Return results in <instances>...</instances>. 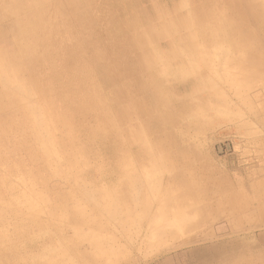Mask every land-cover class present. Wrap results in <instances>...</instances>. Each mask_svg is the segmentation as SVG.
I'll return each instance as SVG.
<instances>
[{
    "label": "rangeland",
    "instance_id": "374dc122",
    "mask_svg": "<svg viewBox=\"0 0 264 264\" xmlns=\"http://www.w3.org/2000/svg\"><path fill=\"white\" fill-rule=\"evenodd\" d=\"M0 1V253L19 235L52 234L49 218L55 212L79 215L85 210L84 197L119 196L115 191L120 178L114 170L136 169L141 164L136 157L141 155L151 156L145 166L150 179L134 189H149L148 199L157 202L164 188L162 174L169 172L159 151L185 150L188 139L205 157L208 171L223 175L207 185L231 186L230 192L217 196L219 203L209 212V222L192 230L200 220V207L211 202L197 197L167 216L165 224L170 227L156 224L155 234L165 232L159 249L152 238L150 244L142 242L146 232L133 236L132 248L125 246L130 238L118 233L114 242L97 238L90 245L84 242L83 249L108 252L105 264H264V27L242 25L236 15V8L248 7L249 14L258 17V11L264 13V0H200L198 8L194 0H138L145 22L132 24L134 35L142 39L137 43L132 37L138 48L132 50V61L145 52L147 61L153 62L148 72L160 85L132 72V81L126 79L113 89L100 84L95 66L86 74L62 77L58 53L44 61L48 44L55 41L48 37L39 42L21 23L35 9L16 10L20 6L16 0ZM67 1L48 3L59 5L66 15ZM117 1L129 11L127 0ZM159 3L164 4L157 26L153 20ZM87 6L82 23L89 29L81 36L96 44L101 27L113 20L114 28H119L118 16L107 21L101 13L104 8L112 13L117 5L91 0ZM239 26H243L240 32ZM162 29L167 31L160 38L156 35ZM117 31L111 50L120 52L126 42ZM105 47L94 55H103ZM31 59L36 63L30 66ZM135 81H142L140 87ZM187 90H192V97L181 100ZM166 116L175 120V129L167 127ZM177 191L174 188L172 199ZM240 209L245 210L241 216ZM195 237L200 240L183 243ZM240 239L244 242L237 245ZM39 247L24 253L41 254L53 264H62L68 254L63 242ZM117 252L119 259L113 260Z\"/></svg>",
    "mask_w": 264,
    "mask_h": 264
},
{
    "label": "bare ground",
    "instance_id": "6f19581e",
    "mask_svg": "<svg viewBox=\"0 0 264 264\" xmlns=\"http://www.w3.org/2000/svg\"><path fill=\"white\" fill-rule=\"evenodd\" d=\"M16 1L17 4L20 5L15 7L16 10L26 8L29 9L32 7V9H35L30 10L31 12L24 16V18L21 20V23L25 22L23 24L29 26L34 38L39 42H42V39L48 40V37L50 40L55 41L54 44H48L47 47L49 54L45 56L44 61L50 60L53 54L58 53L57 61L59 65L57 66V69L62 77H73L79 75V73L86 74L90 68L95 66V71L98 74L100 84L105 87H111L112 89L115 84H119L126 79L132 81V72L145 75L150 84L159 82L156 79V76H153V74L148 72V69L151 67V65H153V62L151 64V61H149L150 63L147 61L145 57L148 56L145 52L137 53L136 60L134 58L132 61V50L133 52L138 50V48L132 44V37L135 39L134 42L136 41L137 43L142 40L138 35L137 38L134 35L132 24L137 22L139 19L142 21V23L145 22L143 14L145 12L138 0H127L129 7L128 12L117 0H106V2L109 4H112V1H115L117 6L112 13L110 10L104 8L103 12H101L102 18H105L108 21L111 20V17L116 19L118 16L119 22L116 23L119 24V28H114L115 22L113 23V20L111 22L112 24L108 22L109 24H107V26L101 27L96 44L91 43L90 41H84L81 36V33H84L86 29H89V26H83L84 24L82 23V17L88 16L86 14L88 12L87 5L91 2V0H72L74 4L68 0L65 6L69 13L66 15L63 13L59 5L48 3V0ZM76 1L82 2L83 5L79 6L76 4ZM163 4L164 3H159V6L155 12V18L153 21L157 26H159L157 23L161 19V15L163 13ZM200 4H202L200 0H194V5L197 8L200 6ZM0 5H2L1 1ZM160 6H162L161 9ZM80 9L83 11L82 14L78 13ZM132 9L134 12L133 14ZM247 9L248 7H244L237 11L236 8V15L242 19V25L246 24L247 27L250 26L251 28H260L261 26L264 27V13L258 11L257 17L256 13L251 11L250 12L252 14H249ZM212 19H216V14H212ZM97 21L94 22L99 23V21ZM110 27L113 29L111 30ZM242 27L243 26H239L238 32H240ZM117 30L122 32L121 34L125 36L126 42L123 48L124 50H121L120 52L111 50V41H113V37L118 38L119 35ZM164 31L166 32L167 30L162 29L161 32L158 31L156 36H160V38L164 37ZM199 34L203 35L201 32H199ZM205 40L207 41L208 39L206 38ZM1 43L2 40H0V44ZM101 46H107L110 48V50H106L107 47H105L104 51L102 50L104 52L103 55H94V51ZM1 56L2 54H0V58ZM149 60H153V57H151V59L149 58ZM57 61L54 63H57ZM31 63L33 65L36 62H33L32 59L31 61L27 62V64L30 66ZM106 68L109 71H107ZM120 70L126 75L122 76ZM141 82L135 81L136 86L140 87ZM62 85H66V83H63ZM132 85L131 91L132 87L135 88V85ZM91 87L94 90L96 89L94 85H91ZM192 93V90H187L185 93H182L179 98L181 100L190 99L193 95ZM155 96L156 99H160L158 93H155ZM185 110L183 109L181 112L183 113ZM173 111L178 113L179 110L178 108H175ZM164 118H166L164 122H168L167 124H169L167 127L171 129L176 128L175 120H171V116H166ZM102 131L104 133L108 131L105 124L102 126ZM186 142L187 143L185 144L187 145H185V150L176 147L175 150H167L164 152L159 151L161 152V161L167 163L169 172H163L162 174V183L164 188L162 191V196L160 199H157V202L154 203L155 200L151 201L148 199V192H151L149 189H142V191H139V189H134L141 182V180L147 182L150 179L147 174L148 171H145V166L149 164L151 156L150 154L141 155L136 157L141 162V164L135 165L136 169L132 167V171L127 169L114 170V172H116L120 178L118 183L119 186L115 191V194H119V196L114 197L113 195H110V197H106L104 199L96 198L95 195L84 197L82 198L81 204L85 206V210L81 211L79 215L61 216L55 212L49 218V223L54 227V232L52 234L43 237H30L28 234H22L15 237L12 242L6 244L3 247L4 252L0 253V264H53L52 262L43 258V256H40L41 254L39 256H35L32 253L24 252L35 247L45 246L47 244L56 246L61 242L66 244L68 251V254L66 255L62 264H105L103 259L108 252L100 251L94 248L90 249V247V250H84L83 247L85 246H83V243L88 242L90 245L91 242L97 238H100L101 240L102 238H107L110 242H114L116 241L117 237L119 238V236H116L118 233L122 237L127 239L130 238L126 241L125 246L132 248L133 246H136V243L133 242V236H141L143 232H146L147 236L151 237H148L147 240L146 236L142 242H148V244H150L152 238L155 247L158 248L162 244V236L165 234V232L163 235H159L158 233L155 234L154 228L156 227V224L160 223L164 225L166 221H168L167 216L176 213V211H178L182 206L185 208L186 206H184V203H187L188 199L193 200L197 197H208L211 202L205 203L204 207H200L198 211L200 220L192 227V230L206 225L209 222L208 219L212 215L209 212H212V209H214L219 203L217 196L225 195L230 192L231 186L228 184L218 187L208 186L207 184L210 182H217L215 179H219L220 177H223V175H215L213 171H208L205 164V157L197 152V147H194L193 142H190L188 139ZM186 169L190 170L187 171ZM90 188L94 193L96 192V188L93 186H90ZM174 188L178 189L175 194L177 197L172 199L171 194L174 193ZM238 211V215L241 216L245 210L240 209ZM122 212L125 214H122ZM183 215L185 214H182V217ZM182 217L178 216L177 219H182ZM164 226L170 227L169 224H165ZM131 231L132 234H130ZM128 234L132 236H128ZM176 235L177 233H175V236ZM142 237L145 236L143 235ZM198 240H200V238L195 237V239H192V241H183V243L189 244ZM97 241H99V239ZM239 242L244 241L240 239L238 243H235L239 245ZM108 247L110 248L109 244ZM245 254L248 255L250 253L246 251ZM94 256L96 258H94ZM119 256L120 254L117 252V254H115L112 259L117 260L119 259Z\"/></svg>",
    "mask_w": 264,
    "mask_h": 264
}]
</instances>
